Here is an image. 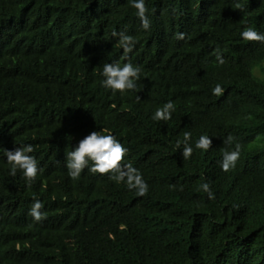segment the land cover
Listing matches in <instances>:
<instances>
[{
  "label": "trees",
  "instance_id": "trees-1",
  "mask_svg": "<svg viewBox=\"0 0 264 264\" xmlns=\"http://www.w3.org/2000/svg\"><path fill=\"white\" fill-rule=\"evenodd\" d=\"M145 7L147 30L128 0H0V264H264V42L240 37L264 33V0ZM114 32L133 38L131 51ZM114 62L140 68L134 90L102 86ZM168 101L170 119L153 120ZM99 130L128 149L121 163L141 173L144 195L91 164L68 175L66 152ZM201 135L207 151L194 146ZM24 144L31 180L4 152Z\"/></svg>",
  "mask_w": 264,
  "mask_h": 264
},
{
  "label": "clouds",
  "instance_id": "clouds-1",
  "mask_svg": "<svg viewBox=\"0 0 264 264\" xmlns=\"http://www.w3.org/2000/svg\"><path fill=\"white\" fill-rule=\"evenodd\" d=\"M132 8L136 10V15L139 17L141 26L147 30L151 26V21L146 15L145 0H128ZM114 36H119V44L125 52L131 51L133 47V38L126 35L124 32L113 33ZM240 37L244 41H260L264 42V33L249 26L240 31ZM179 38H183L180 34ZM141 53V51H140ZM217 60L223 63V59L217 51ZM140 68L132 63L114 62L103 63L101 66V75L103 79L101 84L106 89L113 91L119 90L123 93L124 90H134L137 87L136 81L139 79ZM223 92L221 85L217 84L213 89L214 95H219ZM174 104L168 101L163 106L157 107L153 113V120H168L174 111ZM182 156L188 158L193 152V145L187 141L190 133L184 134ZM234 137L228 135L223 139L225 145L233 142ZM181 142L177 141L179 145ZM211 139L208 135H201L195 141V148L207 151L211 147ZM128 149L124 147L111 133L107 130L92 131L88 135L79 140L74 148H70L65 154V165L68 169V175L72 178L80 176L82 170L91 164L89 171L93 173L105 174L109 173V179L120 183H126L129 189H135L137 195H144L148 190V185L142 178L141 173L134 168L130 163H121ZM6 160L10 164L12 174H15L19 169L22 175L31 180L35 178L38 172V165L34 156L30 155L33 152L31 144H24L14 147L12 150H4ZM240 156V145L236 143L231 150H224L222 158L219 161L222 170L227 171L233 167L236 160ZM202 188L209 191V185L204 183ZM212 193L209 191V196ZM42 203L35 200L30 208V215L35 220H40L42 213L40 209Z\"/></svg>",
  "mask_w": 264,
  "mask_h": 264
},
{
  "label": "rangeland",
  "instance_id": "rangeland-1",
  "mask_svg": "<svg viewBox=\"0 0 264 264\" xmlns=\"http://www.w3.org/2000/svg\"><path fill=\"white\" fill-rule=\"evenodd\" d=\"M263 68H264V66H263ZM256 73H257V75H260V70L256 71ZM256 73H255V70H254V74H256Z\"/></svg>",
  "mask_w": 264,
  "mask_h": 264
}]
</instances>
